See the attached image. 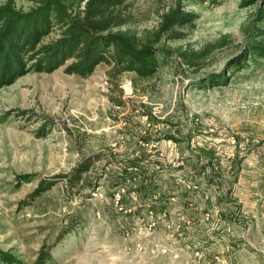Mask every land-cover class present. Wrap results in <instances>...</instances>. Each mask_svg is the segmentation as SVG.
I'll list each match as a JSON object with an SVG mask.
<instances>
[{"label": "rangeland", "instance_id": "1", "mask_svg": "<svg viewBox=\"0 0 264 264\" xmlns=\"http://www.w3.org/2000/svg\"><path fill=\"white\" fill-rule=\"evenodd\" d=\"M62 1L72 13L85 2ZM127 3L130 21L122 29L156 50L147 75L117 74L103 63L86 78L60 67L0 86V251L23 264L42 254L43 264H264L259 2ZM33 5L15 0L23 11ZM175 7L196 18L173 26L181 38L154 41L162 15ZM211 73L225 83L210 85ZM134 136H150L137 141L154 179L143 196L126 169ZM195 144L216 149L204 173L216 181L189 175ZM87 157L79 183L58 176ZM51 176L47 190L30 194Z\"/></svg>", "mask_w": 264, "mask_h": 264}, {"label": "trees", "instance_id": "2", "mask_svg": "<svg viewBox=\"0 0 264 264\" xmlns=\"http://www.w3.org/2000/svg\"><path fill=\"white\" fill-rule=\"evenodd\" d=\"M27 1L34 5L26 11L16 8L15 0H5L0 6V86L10 85L29 72L49 73L60 67L65 73L82 78L90 76L103 63L112 65L111 69L117 74L135 72L145 76L154 69L156 50L153 41L139 42L134 34L122 29L130 21L127 0H85L82 9L75 13L69 11L62 0ZM240 1L243 6L259 2L254 13L255 20L264 22V0ZM195 18L196 14L191 11L173 8L162 15L158 29L153 34L154 41L160 40L164 34L169 39L181 38L182 34L173 26L190 23ZM52 32H56L57 36L44 41ZM253 48L259 49L258 46ZM239 63L237 67H241L244 62ZM223 77L211 73L207 75L206 81L210 85H220L225 83ZM117 102L122 103V100ZM149 138L134 136L135 145L130 151L133 155L126 164L128 176L133 177L130 179L133 180L131 184L141 191L142 196L154 184V179L148 175V169L141 162L146 153L137 141H149ZM164 139L178 141L176 136H164ZM190 150L194 152L189 156L193 159L190 164L195 171L190 170L189 175L197 180L205 177L216 181L211 174H204L207 163L218 158L216 149L195 144ZM91 162L90 157L82 159L71 171L58 176H64L70 183L77 184L82 180V174L89 170ZM199 163L201 167L196 169ZM19 176L26 180L32 177L31 173ZM53 178L55 176L41 179L30 194L34 196L47 190L56 181ZM45 257L42 254L31 264H43ZM0 260L5 264H23L6 251H0Z\"/></svg>", "mask_w": 264, "mask_h": 264}]
</instances>
